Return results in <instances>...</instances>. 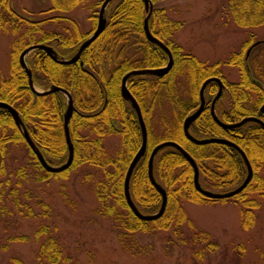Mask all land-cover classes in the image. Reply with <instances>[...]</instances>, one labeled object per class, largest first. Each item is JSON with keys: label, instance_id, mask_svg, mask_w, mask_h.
I'll return each instance as SVG.
<instances>
[{"label": "trees", "instance_id": "16d2710c", "mask_svg": "<svg viewBox=\"0 0 264 264\" xmlns=\"http://www.w3.org/2000/svg\"><path fill=\"white\" fill-rule=\"evenodd\" d=\"M49 1V12L64 15L34 20L16 12L11 0H0V33H9L13 38L8 76L0 78V102L18 112L44 159L50 165L58 166L67 158L63 130L67 99L58 92L36 95L19 64V55L30 46L48 45L59 56L72 57L79 45L94 31L103 0ZM163 1L151 0L153 9L148 22L149 30L168 47L173 64L164 77L136 76L127 82L130 94L140 107L147 131L145 154L134 168L129 182L130 197L139 212L145 215L156 213L161 203L159 192L149 181L147 163L152 149L162 142L179 144L194 159L199 183L204 190L224 193L238 187L246 177V166L233 147L222 144L196 145L187 140L183 133L184 119L200 104L199 91L204 81L217 77L224 84L221 99H226L228 108H222L221 102L218 103L220 108L216 107L221 121L234 123L244 117H257L264 122V113L259 112L264 103V40L259 41L247 55L248 49L255 43L250 36L238 52L226 57L225 63L235 67L239 73L236 83L228 82L219 70L221 62H202L174 43L173 37L181 28V23L170 20L163 8H157L156 5ZM227 4L237 27L246 29L264 25V0H227ZM84 6L91 13L89 20L92 21V28L87 33H82L78 23L67 16L75 8ZM105 15L107 22L103 32L81 53L76 63L58 64L42 50H35L26 56L34 86L41 90L51 86L63 88L73 98L74 111L69 131L74 155L67 170L57 174L45 172L26 145L22 132L15 126L9 112L0 108V214H9L5 206L6 197L11 199L14 212L25 216L34 214L26 203L20 201L17 196L19 189L9 191L12 183L9 175L3 179V163L9 156L10 148L24 143L36 166L37 181L66 177L71 169L83 164L102 171V180L95 184L99 203L95 212L115 224L122 251L134 257L147 255L148 251L139 244L136 234H149L155 229L171 227L174 239H168L169 249L192 247L195 251L191 260L193 264H199L221 249L209 233L198 230L187 220L180 202L185 200L201 205L230 201L239 204L243 208L242 229L252 227V210L257 203L249 195L264 196V178L257 175L258 169L264 166V127L257 123H246L236 129L220 128L209 108L217 85L208 84L204 108L191 123L189 133L197 139L225 138L238 146L252 167L250 182L232 198L207 199L193 186V169L188 160L176 149L165 147L158 151L153 162L154 179L167 196L164 213L155 221L136 218L126 204L123 182L127 167L140 148L141 132L136 113L121 96V80L132 70L161 68L166 65L167 57L158 46L146 39L143 0H113ZM53 25L56 30L62 31H49L48 27ZM111 135L120 137L121 141L114 158L107 156L103 148V139ZM39 173H43L42 177ZM17 174L21 178L26 176L22 170ZM18 182H15L17 186ZM109 197L112 202L108 201ZM24 198H28L27 193ZM39 236H43V241L36 256L38 263L58 264L63 248L55 232L45 224L36 231L35 237ZM221 253L226 256L227 250L223 248ZM230 254L231 261L229 259L225 264H238L244 248L238 245L231 249Z\"/></svg>", "mask_w": 264, "mask_h": 264}, {"label": "rangeland", "instance_id": "374dc122", "mask_svg": "<svg viewBox=\"0 0 264 264\" xmlns=\"http://www.w3.org/2000/svg\"><path fill=\"white\" fill-rule=\"evenodd\" d=\"M11 1L16 12L34 20L64 15L49 12V0ZM156 6L165 10L167 18L181 23L173 37L174 43L202 62H221L219 69L231 83L239 80V73L225 63L226 57L238 52L250 36L255 42L264 40V25L246 29L236 26L229 14L227 0H165ZM90 14L84 6L75 8L67 16L78 23L82 33H87L92 28ZM48 30L62 31L56 30L54 25ZM12 40L9 33H0V78L8 76ZM120 145L118 136L103 139L107 156L114 158ZM9 151L3 163V179L9 175L12 182L9 191L19 189L17 196L34 214L25 216L14 212L11 199L6 197L9 214H0V264H39L36 256L43 236L36 238L35 233L45 224L55 232L63 248L58 264H193L191 257L195 250L192 247L169 249L168 239H174L171 227L136 234L139 244L148 251L147 255L134 257L122 251L115 224L95 212L99 208L95 184L103 178L101 170L83 164L71 169L66 177L37 181L36 166L25 144L14 145ZM19 170L24 171V178L18 176ZM39 174L42 177L43 173ZM257 175L264 178V166L258 169ZM25 193L29 199L24 198ZM249 198L257 203L252 210L254 224L249 229L241 227L243 208L239 204L230 201L201 205L185 200L180 202L187 220L198 230L209 233L221 249L199 264H225L229 259L231 261V249L238 245L244 248L238 264L264 262V196L250 194ZM108 201L112 202L111 197ZM223 248L227 250L226 256H222Z\"/></svg>", "mask_w": 264, "mask_h": 264}, {"label": "water", "instance_id": "95a60500", "mask_svg": "<svg viewBox=\"0 0 264 264\" xmlns=\"http://www.w3.org/2000/svg\"><path fill=\"white\" fill-rule=\"evenodd\" d=\"M112 1L113 0H104L102 2L101 7H100L99 12H98V17H97L96 26H95L94 31L92 32L91 35H89L79 45L77 51L75 52V54L70 59H64V58L60 57L48 45L30 46L29 48L22 51V53L19 55V64L27 75L29 87L37 95H44L45 96V95H49V94L58 92V93H61L62 95H64L67 99L66 109H65L64 114H63V130H64L65 143H66V147H67V159L63 164H61L59 166L49 165L45 161V159L43 158L42 154L40 153V151L38 150V148L36 147L34 142L32 141L26 127L24 126L21 118L19 117L18 112L13 107H11L10 105L0 102V108L5 109L6 111L9 112V114L11 115V117L13 119L15 126L22 132L23 138H24L26 144L28 145L30 150L33 152V154L36 156V158L38 159V161H39L40 165L43 167V169L45 171H47L48 173H54V174L61 173L65 170H67L72 164L73 155H74V148H73V144H72V141L70 138V133H69V122H70L71 116H72L73 111H74L73 99H72V96L65 89H62V88H59L56 86H51L45 91L35 90V88L32 84V80H31V71L25 62V57L29 53H31L35 50H42L54 62H56L58 64L70 65V64L76 63L79 60L81 53L93 41H95L98 38V36L103 32L105 25H106V22H107L106 15H105L106 8ZM143 3H144V9L146 12V16L143 20V31H144V34L146 36V39L151 44L158 46L165 53L168 61H167V64L162 68L133 70V71L127 73L121 80V88H120L121 96H122L124 101L129 103L130 107L136 113L138 124L140 127V132H141V145H140V148L135 153L134 157L132 158L131 162L129 163V165L127 167L125 177H124V182H123V190H124V196H125L126 204L129 207V209L133 212V214L136 216V218H138L139 220H142V221H155L163 215L164 210H165V206H166V202H167V196H166L165 190L156 182V180L154 179V176H153V161H154V158H155L157 152L160 151L161 149H163L165 147L174 148L178 152H180L188 160V162L190 163V165L193 169V186H194L195 190L199 194L204 196L205 198L211 199V200L229 199V198H232L233 196L240 194L243 191V189L246 187V185L250 182V180L252 178L253 171H252L250 163H249L247 157L245 156L244 152L240 148L235 146L234 144L230 143L229 141H227L225 139H218V138L195 139L189 133V127H190L191 123L199 117V115L203 109V106H204V90L207 87V85L215 82L219 86L218 93L215 96V98L213 99L211 107H213L217 98L220 96L221 89H222V84H221L220 80L217 78H210V79H207L206 81H204V83L202 84V86L200 88V91H199L200 105H199L198 109L194 113H192L191 115L187 116L183 121V133H184L185 137L187 138V140H189L190 142H192L196 145L222 144V145H229V146L233 147L234 149H236L237 152L240 154V156H241V158H242V160L246 166L247 175H246L244 181L235 189L224 192V193H214L211 191L204 190L200 186V183H199L198 167H197L194 159L186 151H184L179 144H177L175 142H171V141H166V142H162V143L158 144L156 147H154L152 149V151L149 155V158H148V163H147V175H148L149 181H150L151 185L159 192V194L161 196V203H160V207H159L158 211L154 214L143 215L139 212V210L137 209V207L133 203V201L130 197V192H129V182H130V178H131V175H132L134 168L136 167V165L138 164L140 159L145 154L146 142H147V132H146L145 123H144L143 118H142L140 107H139L138 103L136 102V100L133 98V96L130 94V92L127 88V81H128V79H130L133 76H141V75L162 77L168 73V71L170 70V68L173 64V57H172L170 50L167 48L166 45H164L161 41H159L156 37H154L149 30V23L148 22H149V18L151 16V12L153 9V4H152L151 0H143ZM212 111H213V109H212ZM260 111L264 112V104L261 106ZM212 115H213L215 122L220 127L225 128V129L237 128V127H240L247 122H256V123H258L264 127V123L255 117L244 118L238 123L225 125V124H222L217 119V117L215 116V114L213 112H212Z\"/></svg>", "mask_w": 264, "mask_h": 264}, {"label": "flooded vegetation", "instance_id": "af4514ba", "mask_svg": "<svg viewBox=\"0 0 264 264\" xmlns=\"http://www.w3.org/2000/svg\"><path fill=\"white\" fill-rule=\"evenodd\" d=\"M173 57V56H172ZM64 59H69V58H64ZM162 68V67H161ZM220 70V69H219ZM222 73V72H221ZM223 75V74H222ZM165 76V75H164ZM164 76H162V77H164ZM138 77V76H137ZM155 77V76H154ZM213 78H217V77H213ZM217 79H219V78H217ZM226 79V78H225ZM220 80V82H221V84H222V89H221V93H220V96L217 98V100H216V102L214 103V105H213V107H211V105H212V101H213V99L215 98V96L217 95V93H218V90H219V86H218V84L217 83H215L214 82V84H216L217 85V91H216V93L214 94V96H213V98L211 99V101H210V105H209V108H210V113H211V116L213 117V115H212V112L215 114V116L217 117V119L222 123V124H225V125H230V124H235V123H238V122H240L241 120H239L238 122H234V123H230V122H223V121H221L220 119H219V117H218V115H217V111H216V107H217V109H219L220 108V106L218 105V103L219 102H221L220 104H221V106H222V108H228V105H227V102L225 101V100H223V99H221L222 98V96H223V91H224V84H223V82L221 81V79H219ZM229 82V81H228ZM205 90H206V88H205ZM205 90H204V105H205ZM221 100H223V101H221ZM264 104V103H263ZM262 104V105H263ZM199 107V106H198ZM203 108H204V106H203ZM261 108V107H260ZM212 109H213V111H212ZM259 112L260 113H264V112H261L260 111V109H259ZM244 118H248V117H244ZM243 118V119H244ZM255 118H257V117H255ZM214 119V118H213ZM257 119H259V118H257ZM261 122H263L261 119H259ZM215 121V120H214ZM247 123H256V122H247ZM264 123V122H263ZM217 124V123H216ZM246 124V123H245ZM258 124V123H257ZM218 125V124H217ZM244 125V124H243ZM260 125V124H259ZM219 126V125H218ZM262 126V125H261ZM220 127V126H219ZM241 127V126H240ZM263 127V126H262ZM220 128H222V127H220ZM237 128H239V127H237ZM222 129H224V130H229V129H225V128H222ZM232 129H236V128H232ZM193 137V136H192ZM211 138H218V137H211ZM195 139H197V138H195ZM218 139H225V138H218ZM225 140H227V139H225ZM227 141H229V140H227ZM230 142V141H229ZM231 143V142H230ZM233 144V143H232ZM151 153V152H150ZM158 153V152H157ZM150 155V154H149ZM157 155V154H156ZM156 157V156H155ZM149 158V157H148ZM155 159V158H154ZM215 193V192H214Z\"/></svg>", "mask_w": 264, "mask_h": 264}]
</instances>
